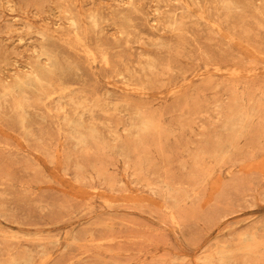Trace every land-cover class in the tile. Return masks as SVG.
I'll use <instances>...</instances> for the list:
<instances>
[{"label": "rangeland", "instance_id": "374dc122", "mask_svg": "<svg viewBox=\"0 0 264 264\" xmlns=\"http://www.w3.org/2000/svg\"><path fill=\"white\" fill-rule=\"evenodd\" d=\"M0 264H264V0H0Z\"/></svg>", "mask_w": 264, "mask_h": 264}]
</instances>
